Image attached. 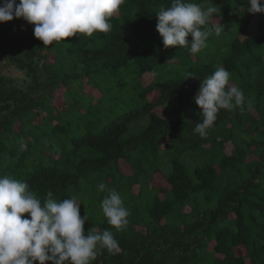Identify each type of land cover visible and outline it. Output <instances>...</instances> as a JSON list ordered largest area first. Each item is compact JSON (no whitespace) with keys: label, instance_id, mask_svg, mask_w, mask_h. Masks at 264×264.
<instances>
[{"label":"trees","instance_id":"trees-1","mask_svg":"<svg viewBox=\"0 0 264 264\" xmlns=\"http://www.w3.org/2000/svg\"><path fill=\"white\" fill-rule=\"evenodd\" d=\"M190 2L214 5L217 13L207 27H223L197 54L187 45L163 44L156 12L172 0H125L108 33H78L47 47L24 19L0 23V176L28 183L42 201L49 191L58 201L75 197L81 217L88 215L85 235L92 227L112 231L119 252L103 249L92 264H264V13L250 14L246 0ZM49 54L54 57L47 63ZM169 56H178L184 69L179 79L148 85L141 91V107L99 132L82 123L94 115L97 120L104 95L96 104L94 95L78 102L75 82L85 85L84 79L91 83L132 67L141 74L155 72ZM2 59L27 74L22 87L3 74ZM217 66L252 100V109L247 104L243 112L221 109L202 138L194 132L202 119L194 97ZM44 73L48 78L42 81ZM64 88L66 100L75 96L67 111L53 104ZM155 90L160 93L149 101ZM172 100L178 101L174 117L156 112ZM45 112L44 122L36 124ZM67 115L81 122L85 135L69 137L71 124H62ZM148 115L147 128L125 138L131 123ZM186 156L199 162L193 166ZM126 167L133 174H124ZM165 168L166 185L152 186L153 175ZM100 183L117 190L130 212L123 230L109 225L102 212L107 192L98 190Z\"/></svg>","mask_w":264,"mask_h":264},{"label":"clouds","instance_id":"clouds-1","mask_svg":"<svg viewBox=\"0 0 264 264\" xmlns=\"http://www.w3.org/2000/svg\"><path fill=\"white\" fill-rule=\"evenodd\" d=\"M125 0H3L0 23L22 18L34 25V36L47 47L78 33L92 36L108 33L111 18ZM250 14L264 13V0H246ZM217 8H203L190 0H172L171 6L157 12V31L165 48L190 46L192 54L207 47L208 38L219 36L223 27L212 23ZM191 37V41H189ZM188 78H197L189 73ZM198 79V78H197ZM202 117L194 132L208 135L221 109L241 112L252 109V100L230 85V73L222 66L205 78L194 97ZM99 191L107 195L101 209L109 225L123 230L129 223V210L117 190L104 183ZM81 202L75 197L58 201L49 191L42 201L28 183L0 176V264H92L101 250L119 252V242L110 230L92 227L85 235L88 215L81 217ZM27 214V215H25Z\"/></svg>","mask_w":264,"mask_h":264},{"label":"rangeland","instance_id":"rangeland-1","mask_svg":"<svg viewBox=\"0 0 264 264\" xmlns=\"http://www.w3.org/2000/svg\"><path fill=\"white\" fill-rule=\"evenodd\" d=\"M117 14V13H116ZM254 26V25H253ZM253 27H250L248 30L252 31ZM253 34H256L255 32H252ZM180 57L183 59L184 54L181 52H177ZM54 55L49 54L48 59L46 62H52ZM62 60H67L66 56L63 53H60L58 55ZM45 60H41L39 63V66L42 67ZM59 66H62L61 63H59ZM180 64V60L177 56V58H171V56L168 57V59L155 71V72H147L141 74L140 69H134L133 67L129 70H121L116 75L111 74H105L101 77L95 79V81H91V83H88L87 79H84L85 85H82L81 83L75 82L74 88L79 93V101H85L87 103L88 100L92 99V95H94V100L92 101L93 104H96V98L101 97V95H104V99L101 101V105L99 108L100 115L96 120V116L92 119H83L82 123L85 125L91 124V130L92 132H99L103 127L110 122H112L114 119L119 117L120 115L124 114L125 112H129L131 109L139 108L144 104V100L141 98V91L147 87L148 85H154V86H162L165 82L169 80H177L184 74V69H179L178 65ZM183 64V63H182ZM184 65V64H183ZM2 72L6 76H12L14 79L17 80V84L19 86H23L22 82L23 79H27V74L25 72H21L14 66L9 60L2 59ZM48 78L47 74L44 73L42 76L43 78ZM29 80V79H28ZM87 80V81H86ZM30 82V81H28ZM83 83V84H84ZM83 86V87H82ZM63 91H65V88L60 90L59 93H57L56 98L53 101V104L57 109H60L61 111H67L69 106H71L74 103V97L72 96V99H67L64 96ZM62 92V93H61ZM102 93V94H101ZM160 93L159 90H155L154 92L150 93L148 95V100L152 101L155 97H157V94ZM76 95V94H75ZM67 104V105H65ZM178 104L177 100H172L171 102L166 104L165 109H157V113L166 116L168 115H175V108ZM167 112H166V111ZM46 112L36 121V124H39L41 122H44V117L46 116ZM174 117V116H173ZM96 120V122H95ZM151 119L150 116L141 117L139 119L134 120L129 128L128 133L125 135V138H131L139 135L141 132H143L147 126L149 125ZM81 122L75 117V116H65L62 120V124L68 127L69 124H71V127H69V137H79L81 135H85L83 125H80ZM58 124L55 122V125ZM83 129V130H82ZM49 132H47L48 134ZM49 140L57 141L56 138H48ZM231 148L228 149L230 151ZM166 160H169V156H165ZM188 163L195 166L199 159H189V157H185ZM163 172L155 173L153 175V180L151 182V185L154 187H163L166 185L165 182V175L168 173V169L165 168V170H162ZM122 172L126 175L133 174V170L130 167H126L122 169ZM86 193H89V188H85ZM139 191V186H135L133 189V192L137 194Z\"/></svg>","mask_w":264,"mask_h":264}]
</instances>
